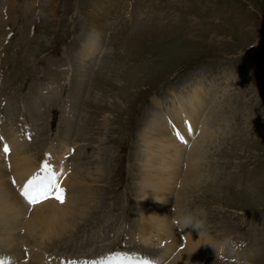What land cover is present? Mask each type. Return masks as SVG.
<instances>
[{
	"label": "rangeland",
	"instance_id": "rangeland-1",
	"mask_svg": "<svg viewBox=\"0 0 264 264\" xmlns=\"http://www.w3.org/2000/svg\"><path fill=\"white\" fill-rule=\"evenodd\" d=\"M91 20L101 25L91 45L99 51L85 56L79 50L92 35ZM184 81V90L174 89ZM194 86L216 98V118L208 120L219 131L201 147V182L179 197V177L166 210L203 209L201 231L212 244L231 238L235 252L221 256L207 246L194 263L234 264L251 255L252 264H264V0H0V133L26 138L37 166L47 148L57 156L62 141L70 152L78 146L75 161L89 169L73 184L92 189L94 198L92 212L69 233L40 246L50 259L35 260L37 251H29L36 236H21V227L14 249L0 241V264H66L117 249L136 263L133 256L155 249L156 231L142 240L137 214L152 199L138 182L141 131L151 108L167 116ZM68 155L59 170L65 178L75 164ZM98 158L105 163L99 174ZM53 187L38 198L55 197Z\"/></svg>",
	"mask_w": 264,
	"mask_h": 264
},
{
	"label": "bare ground",
	"instance_id": "bare-ground-1",
	"mask_svg": "<svg viewBox=\"0 0 264 264\" xmlns=\"http://www.w3.org/2000/svg\"><path fill=\"white\" fill-rule=\"evenodd\" d=\"M89 25L94 26L92 35L89 37L85 36L86 40H83L79 50L85 56L99 51L97 46L92 47L91 45L97 39L96 35L101 25L96 20H91ZM187 82L184 81L178 88L174 89L184 90ZM197 87L194 86L192 92H187L188 90H186V94L183 95L181 100H178V105L167 116H163L155 107L151 108L147 118H145L148 120L147 124L149 126L141 131L142 136L140 139L145 147L142 153L138 152V155H140L143 161L141 163H143L145 169H143L140 178L138 177V182L139 185L143 186V192H140V194L152 196V199L147 201L148 205L143 204L141 209L137 210L141 223L140 238L142 237V240L148 242V239H150L149 233H155L153 232L155 230L157 235L154 242H157L158 246L156 245L155 249L149 250L140 258L133 256L136 263L130 260L131 255L115 257L109 255L111 253L90 258H73L72 261L71 258L63 262L70 261L66 264H124L127 260L130 264H145V261L150 262V264H159L171 258L169 264H199L194 263L196 253H208L210 248H207V246L215 245L212 244L211 237L201 230L198 231L190 226L184 228L176 226V217L181 213V210H166L169 206L167 196H171L170 192L172 191L169 190V187L175 184L179 177L180 181L177 191L179 197L187 196L189 191L195 189L201 182L202 178L199 179L200 170L198 169L199 159L203 156L201 147L206 149L207 144L205 142L213 139V137L215 138L214 130L219 131V128L214 127L215 123L213 124L208 120V115L215 117L212 113V108L215 111L214 100L216 98L214 99L212 95L206 96ZM170 88L173 89V87ZM203 99L205 105L202 104ZM156 103L158 105L161 104L160 102ZM172 114H178V118L172 120ZM21 139L20 135L13 131L3 135L0 133V152H2V160L0 155V241L14 249L11 241L20 235L19 230L21 227H25V232L21 236H26L27 238L29 236L30 241L32 240L31 236H36L32 240L35 245L29 251H37L39 259L35 260H40L41 256H48L47 259H50L49 254L44 253L45 250L41 248L44 243L56 239H52V236L63 234L65 231L69 233L70 228L75 225V221L82 219V217L85 218L89 210L91 213L94 208L90 206L91 203L92 205L94 204L92 189L86 190L83 188L85 187L84 185L78 187L73 184L76 179L83 183L84 178L81 176L86 178V169H89V166L87 167L86 163L75 161L82 154V150L78 146L71 153L69 147L71 145H67L63 141L58 146L59 148L63 146L60 149L62 154H57L56 156L58 150L54 151V149L50 150L51 148H47L44 162L39 163L37 166L39 160L33 163L34 157L27 152L28 141L26 138L24 140ZM181 140L183 141L182 145L180 143ZM2 145L4 147L7 146L10 150L7 153L8 161L6 163L4 160L5 152L2 151L4 147L1 148ZM68 152L69 162H75V164L74 168L67 173V175L69 174L67 178H65L64 174H59V170L64 163L63 154ZM103 163L102 158H98L95 162L93 170L97 174L104 171ZM179 163L183 168L178 166ZM83 172L84 174H82ZM10 174L14 183L9 182L12 181L9 180ZM50 174L55 190L57 191L59 186L63 190V196L61 195L63 203L58 202L54 197H45V199L41 200L37 198L34 203H29L22 197L21 190L29 178L35 176L38 181L44 179L45 183H47V178ZM67 183L69 185L66 188L65 184ZM48 191L42 194L48 193ZM175 201L176 204L178 202L177 206L179 207L180 204L177 198H175ZM70 202L72 206L69 205L71 204ZM81 202H83V206H77ZM147 202L145 203L147 204ZM53 210H57L59 213V218L56 222L53 221ZM176 249L177 251H175ZM118 252L121 253L122 250L117 249L112 253ZM3 259L5 258L1 257L0 261L2 262ZM26 262L20 261L19 264H34Z\"/></svg>",
	"mask_w": 264,
	"mask_h": 264
},
{
	"label": "clouds",
	"instance_id": "clouds-1",
	"mask_svg": "<svg viewBox=\"0 0 264 264\" xmlns=\"http://www.w3.org/2000/svg\"><path fill=\"white\" fill-rule=\"evenodd\" d=\"M175 222L176 226L179 228L190 226L191 228L200 231L206 225V212L203 209L196 212L184 211L176 217ZM215 249L221 256H223L226 252L230 254L235 252V248L230 237H225L223 240L218 241L215 245ZM252 259L253 257L251 255L235 257L234 264H252Z\"/></svg>",
	"mask_w": 264,
	"mask_h": 264
},
{
	"label": "snow or ice",
	"instance_id": "snow-or-ice-1",
	"mask_svg": "<svg viewBox=\"0 0 264 264\" xmlns=\"http://www.w3.org/2000/svg\"><path fill=\"white\" fill-rule=\"evenodd\" d=\"M3 151L5 152V154H7L10 150L7 146H5ZM51 187H52L51 174L47 178V183H45L44 179L38 181L34 176L26 181V183L23 186V189L21 190V195L29 203H34L42 193L47 192ZM62 191H63L62 189H57V195L54 197L60 203H63V197L60 195ZM109 255L115 257H127L130 254L118 252V253H111ZM145 264H150V262L145 261Z\"/></svg>",
	"mask_w": 264,
	"mask_h": 264
}]
</instances>
